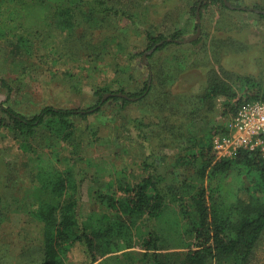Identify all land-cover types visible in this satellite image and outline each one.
<instances>
[{
  "label": "rangeland",
  "instance_id": "obj_1",
  "mask_svg": "<svg viewBox=\"0 0 264 264\" xmlns=\"http://www.w3.org/2000/svg\"><path fill=\"white\" fill-rule=\"evenodd\" d=\"M106 1L134 19L112 17L101 29L87 24L59 28L56 6H65L59 0L4 5L0 18L4 33H0V78L14 85L23 80L21 90L15 86L12 94L0 83V105L33 118L46 106L89 110L100 102L98 90L109 91L100 112L89 113L85 119L73 117L78 132L85 133L79 168L84 180L80 212L95 225L106 212L94 196L101 185L97 182H113L123 173L141 174L149 149H144L137 130L143 118L153 122L146 130L162 160L164 187L180 189L187 181L198 184L195 175L204 161L181 165L180 159L196 155L199 142L202 146L208 138L213 144L221 137L225 124L220 119L222 101L212 112L200 100L210 73L231 84L240 77L264 81V17L254 10L263 12L264 0H228L232 7L212 5L204 12L197 9L199 0ZM197 24L201 30L197 40L149 53L148 31L154 36H171L182 30L188 40L197 34ZM22 38L30 44L29 56L17 52ZM149 80L155 85L153 93L142 101L130 99L124 106L120 94L137 93ZM111 92L117 95L109 100ZM192 109L200 112L196 119H189ZM3 116L0 111V120ZM49 133L41 128L35 139L21 142L11 131L0 129V264H40L43 260L45 227L34 213L41 202L56 199L40 189L39 181L54 168H66L72 159L69 147ZM244 172L233 170L215 192L226 206L251 200L248 190L252 186ZM152 225L162 237L159 252L164 263L179 264L193 241L184 235L179 205L169 200L163 217ZM121 246L98 264H142L140 246L133 250ZM83 256L80 248H74L67 264H86ZM250 264H264V237Z\"/></svg>",
  "mask_w": 264,
  "mask_h": 264
},
{
  "label": "trees",
  "instance_id": "obj_2",
  "mask_svg": "<svg viewBox=\"0 0 264 264\" xmlns=\"http://www.w3.org/2000/svg\"><path fill=\"white\" fill-rule=\"evenodd\" d=\"M59 1L65 2V6H56L55 19L59 28L74 29L87 24L93 25L92 29H101L112 17L134 19L127 11L109 7L106 0ZM22 2L23 0H0V18L4 17V5L9 8ZM196 5L197 9L201 5L202 12L212 5L228 8L225 0H199ZM261 15L264 17V13ZM92 29H85V35ZM0 33L1 36L4 35L3 31ZM184 36L182 30L171 36H154L148 31V49H155L156 54L171 44H180ZM16 48L18 54L22 52L27 56L31 55L30 44L24 38L19 39ZM208 79L207 91L200 100L212 112L219 100L222 101L223 113L220 119L225 120V124L220 129L221 137L230 134L229 125L244 105L256 101L264 102V81L240 77L231 84L225 78L215 76L213 72ZM0 83L12 94L16 91L15 86L21 90L23 80H17L14 85L7 79L0 78ZM154 90L155 85L149 80L141 91L125 93L129 99L122 98L123 104L126 106L133 98L145 100ZM107 92V89L98 90L96 95L100 96V102L89 110H64L46 106L33 118H28L11 107H5L4 104L0 105V111L5 115L0 120V129L11 131L15 139L21 142H29V139L37 137L41 128L47 129L53 140L69 147L72 156L70 165L62 169L54 168L51 173L46 174L47 178L43 177L39 181L40 189L56 199L54 202H41L39 209L34 213L45 227L44 257L40 264H67L74 248L83 251V257L87 259L86 264H98L100 259L115 249H121V245H125L128 250L140 246L138 248L143 251L142 264H166L159 252L162 249V237L152 224L163 217L169 200L180 207L185 225L184 235L193 238L188 253L179 264H250L264 237L262 152L240 149L234 158H224L215 151L214 143L211 144V140L208 141L207 138L202 146L198 143L199 151L196 155L191 158H179L181 165H195L201 159L204 161L205 165L195 175L198 184L190 185L187 181L180 189L171 185L164 187L167 181L160 172L161 159L152 148V138L146 130L152 127L153 122L146 118L137 125L140 138L145 143L142 142L144 149L149 148L147 157L140 166L141 174L137 177L123 173L113 179V182L99 180L97 184L101 185L94 191V196L106 212L100 221L97 219V225L84 220L80 212L84 188L80 163L83 160L81 152L85 133L78 132L73 117L85 119L90 116L89 113L100 112L105 102L104 94ZM110 94L112 95L109 100L117 95L113 92ZM195 110L192 109L189 119L198 117L200 112ZM238 168L243 169L250 180L252 187L248 191L252 197L248 202L238 200L226 206L214 194L222 188L223 180ZM1 221L0 209V228Z\"/></svg>",
  "mask_w": 264,
  "mask_h": 264
},
{
  "label": "built area",
  "instance_id": "obj_3",
  "mask_svg": "<svg viewBox=\"0 0 264 264\" xmlns=\"http://www.w3.org/2000/svg\"><path fill=\"white\" fill-rule=\"evenodd\" d=\"M229 128V135L218 137L214 142L217 153L234 158L240 149L260 150L264 157V102L244 105Z\"/></svg>",
  "mask_w": 264,
  "mask_h": 264
},
{
  "label": "water",
  "instance_id": "obj_4",
  "mask_svg": "<svg viewBox=\"0 0 264 264\" xmlns=\"http://www.w3.org/2000/svg\"><path fill=\"white\" fill-rule=\"evenodd\" d=\"M225 3H226V5L228 6V7H232L231 6V4L228 2V0H225ZM200 7H201V5H200ZM199 7V10L201 9ZM199 10H198V12H199ZM255 10V9H254ZM258 13H264V12H261V11H258V10H256ZM198 17H199V22H200V19H201V17L199 16V14H198ZM200 32H201V30H200V27H199V29H198V32H197V34L195 35V36H193V37H191L190 39H188V40H183V41H181V43H192L193 41H195V40H197L198 39V37H199V35H200ZM153 52V50H151L149 53L151 54ZM112 94H108V96H111ZM120 96L121 97H123V98H125V99H129V97L127 96V95H122V94H120Z\"/></svg>",
  "mask_w": 264,
  "mask_h": 264
}]
</instances>
